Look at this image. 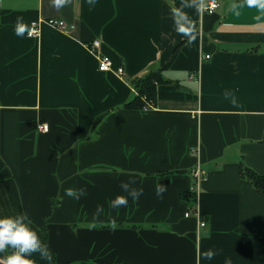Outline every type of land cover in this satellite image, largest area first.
<instances>
[{"label":"crops","instance_id":"obj_1","mask_svg":"<svg viewBox=\"0 0 264 264\" xmlns=\"http://www.w3.org/2000/svg\"><path fill=\"white\" fill-rule=\"evenodd\" d=\"M209 1L0 0V215L26 211L41 240L47 230L34 264H264V191L240 173H264V9L201 12ZM49 17L69 32L42 22L27 35ZM164 65L154 105L125 108L129 79Z\"/></svg>","mask_w":264,"mask_h":264},{"label":"clouds","instance_id":"obj_2","mask_svg":"<svg viewBox=\"0 0 264 264\" xmlns=\"http://www.w3.org/2000/svg\"><path fill=\"white\" fill-rule=\"evenodd\" d=\"M59 6L64 0H52ZM249 4H255L259 9H264V0H248ZM25 26L17 23L15 31L17 35H23ZM123 189H129V183L122 182ZM67 195L79 198L82 190L68 188L65 190ZM163 191L162 187H157L156 192L159 195ZM142 189L131 188L129 194L132 199H137ZM128 202L126 196H117L113 201V206L126 205ZM99 208V206H98ZM29 215L26 211L19 212L15 215H0V252L10 248L12 251L4 258V264H34L30 254L39 252L41 255L46 254V245L42 242L36 230L30 223L25 222V217ZM204 255L211 259L214 255L211 249L207 250ZM225 264H230L226 260Z\"/></svg>","mask_w":264,"mask_h":264},{"label":"trees","instance_id":"obj_3","mask_svg":"<svg viewBox=\"0 0 264 264\" xmlns=\"http://www.w3.org/2000/svg\"><path fill=\"white\" fill-rule=\"evenodd\" d=\"M256 48L257 45H254L249 49L254 50ZM175 54L176 51L173 52L171 60ZM164 67L165 65L159 69L151 70L144 75H137L129 79L136 91V94L133 99H130L124 103L125 108L144 110L145 108L152 107V105H154L157 99V85L165 80L162 73ZM240 173L244 178H247L258 190L264 191V173H260L246 164L241 166ZM182 198L188 202L195 201V190L190 188L188 191L183 192ZM42 240L44 244L49 247L46 229H44L42 232ZM51 255L53 260L56 261V255L53 251H51Z\"/></svg>","mask_w":264,"mask_h":264},{"label":"built area","instance_id":"obj_4","mask_svg":"<svg viewBox=\"0 0 264 264\" xmlns=\"http://www.w3.org/2000/svg\"><path fill=\"white\" fill-rule=\"evenodd\" d=\"M220 5V2L218 0H210L209 3H204L201 5V12H213L218 6ZM42 22H47L53 26H56L63 31L69 32L70 25L61 18L57 17H49V18H40L38 20H33L28 29H27V35L28 36H38L40 34L41 30V23ZM100 45L101 42L99 39H94L91 42L87 44V46L92 50L94 53H96L98 57V63H99V69L100 70H109L112 68L113 61L111 57L107 54H104L100 50ZM209 56V55H207ZM118 73L124 74V68L123 66H119L117 68ZM147 109V108H145ZM49 124L47 122H41L38 124V128L40 130H46L48 128ZM194 177L196 181V186L194 187L195 190V195H196V200H197V195L199 193L198 187L200 184V181L205 177V172L204 170L198 165L197 169L194 172ZM193 212L197 214L198 218H200V226L205 225V220L203 219L201 212L199 210V207L196 206V208L193 209ZM189 212H186L188 214Z\"/></svg>","mask_w":264,"mask_h":264}]
</instances>
